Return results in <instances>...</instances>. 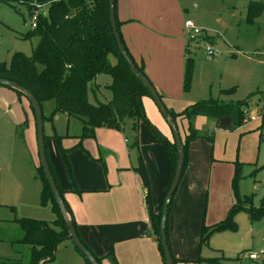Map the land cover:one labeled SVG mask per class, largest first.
Listing matches in <instances>:
<instances>
[{"label":"rangeland","instance_id":"1","mask_svg":"<svg viewBox=\"0 0 264 264\" xmlns=\"http://www.w3.org/2000/svg\"><path fill=\"white\" fill-rule=\"evenodd\" d=\"M205 1L212 3L214 10L204 11L201 6ZM198 2V8L189 5L188 15L205 20L206 30L201 27L206 23H194L202 29V33L204 31L211 35L213 40H190L188 56L192 57L194 62L191 90L190 88L187 90L189 94L186 97L192 98L193 101L181 109L184 110L190 104L199 101H245L244 120L248 122L237 126L230 115L218 118L203 115H196L190 119L176 118L182 139L189 133V124L196 129L200 137L189 144L188 164L172 197L167 220L168 243L175 257L177 239L173 226L178 217L175 202L181 195H187L186 192L181 193V191L185 184L189 183L200 191L191 196V199L200 203V221L197 235L184 239L182 242L185 246L183 252L187 255L186 258H178L175 264H215L206 261L197 263L196 260L199 256L224 258L220 256L222 252L217 248H222L225 253L241 249L239 261H243L244 264H262L264 257L250 260L247 258V252L264 251V217L259 221H250L244 211H239L234 216L237 223L235 231L213 233V236L217 234L213 242L211 235L207 245H202L201 248L199 247V230L202 223L209 226L204 220L207 208L210 215L219 199L228 195L234 196L232 178L236 168L237 173L240 174L237 180L240 196L254 195V202L257 205L258 198L264 194V126L259 128L261 124L259 117L249 119L256 106H260L261 100L264 99V9L249 21L246 19L244 5L241 3H236L233 12H226L219 0ZM260 2L264 3V0ZM232 13H234L233 16H231ZM32 30L30 14L24 5L0 0V63H9L16 52L31 55L39 42V36ZM207 45L215 50L210 58L205 53ZM96 81L100 84V89L94 93L88 92L89 101L96 103L97 100L102 102L109 100L112 93L107 85L111 78L107 74H99ZM0 87L3 86L0 85ZM18 97L24 99L28 110L26 108L21 111V108L18 109L19 106L7 105L0 101V264H11L17 260L28 263L30 260L31 245L23 242L24 231L17 219L29 217L45 220L50 226L51 221L55 219L50 203L41 201L42 182L37 170L39 159L35 116L28 99L24 95H18ZM150 99L156 114L145 106L148 119L155 126L152 120L159 115L166 124L170 140H172L173 135L169 124L155 101ZM54 108L53 100L42 102L46 153L56 177L60 178L59 174H64L66 178L56 136L59 137L61 147L67 149L74 147L78 142L77 136L83 130V124L78 118H68L61 111H56L51 116ZM230 117L232 124L229 122ZM260 117L263 118L264 115ZM131 125L132 121L126 118L123 129L104 127L97 134L95 132L94 137L82 140L83 149L73 148L68 154L77 165L76 157H105L106 155L118 157L126 154L132 166H137L141 156L146 170L149 165L153 174V182L150 178L149 182L151 200H154L156 193L161 190L158 187L164 165L166 167L170 161L168 151L165 145L156 139L154 131L144 122H140L137 127L138 143L136 145V132ZM107 143L111 147H106ZM218 155L220 157H217ZM192 157H196L193 166L189 165ZM194 165L201 170V176L194 175L196 170ZM190 173L193 174L191 181L188 180ZM209 185L210 188H208ZM213 186L219 189L218 195L217 191L212 189ZM65 243L69 245V248L64 247ZM214 244L220 247H215ZM189 245L193 248L188 249ZM72 247V241L69 239L58 243L54 258L45 261L44 264H84L80 254L79 256L72 254L74 253L71 250L74 249ZM235 256L237 257V254ZM236 257L224 259L223 264H232L230 262H235Z\"/></svg>","mask_w":264,"mask_h":264},{"label":"trees","instance_id":"2","mask_svg":"<svg viewBox=\"0 0 264 264\" xmlns=\"http://www.w3.org/2000/svg\"><path fill=\"white\" fill-rule=\"evenodd\" d=\"M3 1L16 2L24 5L28 9L30 16L35 11L37 4L45 6V13L40 12L38 14L36 27L32 30L33 33L39 36L37 46L32 50L31 55L16 52L13 54L9 63H0V77L14 81L20 86L28 89L37 98L41 109L43 101L53 100L55 108L51 116H53L56 111H61L68 117L78 118L82 122L83 130L81 134L77 136L78 142L74 147L68 149L61 147L59 137L56 136V142L59 146L61 160L70 191L78 194L82 192L75 183L68 153L73 148L83 149L81 144L82 140L94 137L95 129L98 127L123 129L125 119L128 118L132 121L131 128L136 132L135 144L137 145V127L140 122H144L154 131L156 139L165 145L172 167V176L166 189L163 191L157 213H155L152 208L150 182L145 163L141 156L138 159V165L133 166V170L139 175L146 188L145 202L149 211L150 223L157 239L163 264H165V258L159 237V221L163 200L174 176L178 157V147L175 143L174 137L170 140L164 136L150 122L146 115L142 97L148 96L152 98V96L136 74L129 69L127 62L117 48L109 20L108 0ZM263 9L264 3L260 2V0L249 1L246 7V19L249 21L252 20L254 17L258 16ZM115 20L118 33L124 44L119 32V23L116 17ZM207 39L209 40L210 38H204L205 41H207ZM193 62L192 57H186L183 82L184 91H187L190 88ZM137 68L144 73L141 66L137 65ZM99 74H107L111 78L107 87L112 95L111 98L105 102L97 100L96 103H92L88 99V92L91 91L94 93L96 90L100 89V84L96 81ZM12 90L18 95H23L20 91ZM29 105L33 111L30 102ZM245 107V101L220 102L218 100H210L195 102L180 112H175L168 107L166 108L175 123L177 117H187L190 119L196 115H203L218 118L220 116L230 115L238 126L244 123ZM44 118L45 117L42 113V119ZM260 120L261 124L259 128L264 126V117H260ZM199 137L196 129L189 124V133L186 134L183 139L181 138L184 149L181 176L188 164L189 144ZM209 137L212 139L211 135ZM44 146L46 153L45 135ZM46 158L65 208L69 213L77 232L70 206L64 198L65 191L60 186L47 153ZM100 161L105 169L104 161L102 159H100ZM37 170L38 176L42 182L41 201L42 203H50L51 208L55 213V219L51 221L53 226H50L45 220L35 218L22 217L17 219L24 231L23 242L31 245L30 260L28 263H23L21 260H17L11 264H44L45 261L54 258L55 249L58 243L68 239V229L65 220L60 212L59 206L54 198L40 163ZM237 172L238 170L236 168L232 178L235 202L230 206L225 217L219 222L209 226L202 223L199 235L200 248L202 245H207V242L213 233L235 231L237 229V223L234 220V216L239 211H244L250 221L259 220L264 217V194L260 198V202L257 206L253 203L252 195L240 196L237 190V180L240 178V174ZM171 202L168 207V213ZM79 238L97 259L99 264H103L102 260L104 258H108L111 262L117 264L111 246L104 256L99 257L94 254L80 236ZM73 247L83 257L84 264H90L74 244ZM172 258L174 264L179 260L173 255ZM224 259L227 258H205L199 256L196 262L199 263L200 261H206L209 263L223 264ZM235 259L236 261H239V256ZM262 264H264L263 261Z\"/></svg>","mask_w":264,"mask_h":264},{"label":"crops","instance_id":"3","mask_svg":"<svg viewBox=\"0 0 264 264\" xmlns=\"http://www.w3.org/2000/svg\"><path fill=\"white\" fill-rule=\"evenodd\" d=\"M198 1L200 0H115V17L119 23V32L128 53L134 62L143 68L144 74L161 96L164 105L178 112L182 110L183 106L193 101L192 98L186 97L189 93L183 89L185 59L190 52V41L187 39L184 30V22L187 19H191L195 23L203 22L206 24L201 27L204 30L207 29L205 20L199 17L192 18L188 15L189 5L198 8ZM219 1L226 12H233L238 2L244 5L246 13L247 4L251 0L247 2L243 0ZM201 7L204 11L214 10L212 3L206 1ZM233 15L234 13L231 16ZM204 38L213 40L211 35L203 31V35L198 39L204 40ZM14 92L8 87H0V101L7 105L19 106L18 109L21 108V111L25 110L27 107L24 99L22 100ZM142 101L146 113L148 112L145 106L154 113L156 112L152 100L148 96L142 97ZM152 122L164 136L170 139L166 124L159 115H156ZM229 122L230 124L233 123L231 117ZM244 122L247 123L248 121ZM103 129L104 127L97 128L96 134ZM106 147L111 146L107 143ZM107 149L111 150L110 148ZM125 155L118 157L107 155L105 157H76L78 165L75 160L69 157L72 161L75 183L82 191L80 194L69 190V183L64 174H59L58 181L65 191L64 198L70 206L77 232L95 255L104 256L111 246L117 264H163L145 202L146 188L139 175L133 170L132 162ZM195 158H191L189 165L193 166ZM100 159L104 161L105 169ZM194 166L196 169L194 175L201 176V170L197 165ZM147 170L148 178L153 182L154 178L149 165ZM191 170L193 172V169ZM192 175V173L189 174L188 180L193 179ZM171 176L172 167L169 161L166 167L164 165L162 178L159 180L158 188L161 189V192L158 191L156 198L151 200L155 213L159 210L163 191L166 189ZM212 189L216 190L218 195L219 189L214 186ZM183 192H186L187 195H181L175 202L178 217L173 226L177 239L174 254L179 259L187 256L183 252L185 249L182 244L183 240L197 235L200 221V203L191 199L193 194L200 193V191L192 184L187 183L181 193ZM261 197L258 198L259 202ZM234 202V196L228 195V197L219 199L210 215L207 208L204 217L207 225L221 220L227 208ZM253 203L255 206L259 204H255L254 195ZM215 236L217 234L212 235L211 241L216 238ZM68 246L65 243L66 249L69 248ZM214 246L220 247L216 244ZM192 248L193 246L189 245L188 249ZM71 250L74 252L72 253L74 256H79L75 249ZM217 250L222 252L220 256H224V258L233 259L236 254L237 257L241 258V249L232 253H225L222 248H217ZM102 263L115 264L108 258H104ZM230 263L244 264L243 261Z\"/></svg>","mask_w":264,"mask_h":264},{"label":"water","instance_id":"4","mask_svg":"<svg viewBox=\"0 0 264 264\" xmlns=\"http://www.w3.org/2000/svg\"><path fill=\"white\" fill-rule=\"evenodd\" d=\"M108 6H109L110 25L113 31V35L115 37L117 48L120 51L123 58L125 59V61L127 62L129 69L133 73L136 74L139 80L145 85V87L150 92L153 100L158 106V109L160 110L161 114L166 119L167 123L169 124L171 131L173 132L175 143L177 144V147H178V153H177L178 157L176 161L174 176L167 190V193L164 197L161 214H160V221H159V237H160V243H161V247H162L164 258H165V264H174L172 254H171L168 241H167L166 226H167V218H168V207L171 202L173 193L178 186L180 176L182 173V165H183V158H184V149H183L182 139L179 134L178 127L176 123L173 121L172 117L170 116L166 106L162 102V99L159 93L157 92L155 87L152 85L150 80L146 77V75H144V73H142L137 68L136 63L130 57L124 44L121 41L120 35L117 30V26H116L114 0H108ZM0 85H4L11 89L20 91L30 102L33 108L34 116L36 120L37 151H38L39 163L43 168L44 175L51 188L54 198L59 206L60 212L65 220V223L68 229V239L72 241V243L79 249V251L84 255V257L87 259V261L90 264H99L97 259L93 256V254L86 248V246L80 240L76 232V229L72 223L71 217L65 208L64 202L62 200V197L58 191L53 175L51 173L50 166L47 161L46 153H45L42 109H41L40 103L38 102L37 98L28 89L20 86L14 81L0 77Z\"/></svg>","mask_w":264,"mask_h":264},{"label":"built area","instance_id":"5","mask_svg":"<svg viewBox=\"0 0 264 264\" xmlns=\"http://www.w3.org/2000/svg\"><path fill=\"white\" fill-rule=\"evenodd\" d=\"M46 9L45 6H42L41 4L36 5L35 11L30 16V26L32 28L36 27L37 20H38V14L40 12L45 13ZM184 30L186 32L188 40H197L200 36L203 35L202 29L197 26L191 19H187L184 22ZM205 53L208 58L212 57L215 53V50L207 45L205 48ZM244 113H246V109L244 108ZM264 115V99L261 100V105L256 106L255 110L252 112V114L249 116V119H257L258 117ZM245 121V120H244ZM264 257V251L260 250L258 252L256 251H248L247 252V258L250 260H257Z\"/></svg>","mask_w":264,"mask_h":264}]
</instances>
